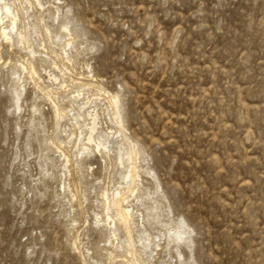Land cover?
<instances>
[{"label": "rangeland", "instance_id": "obj_1", "mask_svg": "<svg viewBox=\"0 0 264 264\" xmlns=\"http://www.w3.org/2000/svg\"><path fill=\"white\" fill-rule=\"evenodd\" d=\"M0 6V264H264V0Z\"/></svg>", "mask_w": 264, "mask_h": 264}, {"label": "bare ground", "instance_id": "obj_2", "mask_svg": "<svg viewBox=\"0 0 264 264\" xmlns=\"http://www.w3.org/2000/svg\"><path fill=\"white\" fill-rule=\"evenodd\" d=\"M5 9V11H6V13H10V9L9 8H7V7H5L4 8ZM2 12H3V9H2V7L0 6V16H1V14H2ZM1 19V18H0ZM15 28H16V23L14 22L13 23V27H12V30H15ZM2 35H3V37L5 38V39H9V33H8V30L7 29H3L2 30ZM115 104H117V102H115ZM117 106V105H116ZM119 117V116H118ZM121 122V121H120ZM104 148H106L105 146H104ZM130 157H131V154H130ZM134 170V169H133ZM134 174V173H133ZM128 177L129 178H132V174L130 173L129 175H128ZM117 199L116 200H114V203H113V205L115 206V207H117L119 210V213H118V218H119V221L121 222V223H123V224H125L126 226L129 224V222H130V220H131V217H132V213L130 212V210L128 209V208H124V206H122V200H121V198L119 197V194L117 195V197H116Z\"/></svg>", "mask_w": 264, "mask_h": 264}]
</instances>
